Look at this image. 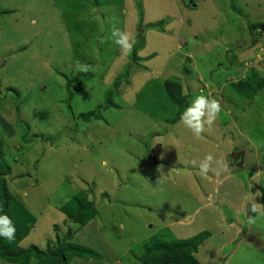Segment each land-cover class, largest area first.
Returning <instances> with one entry per match:
<instances>
[{
    "label": "rangeland",
    "instance_id": "374dc122",
    "mask_svg": "<svg viewBox=\"0 0 264 264\" xmlns=\"http://www.w3.org/2000/svg\"><path fill=\"white\" fill-rule=\"evenodd\" d=\"M252 75L264 81V0H0V172L33 216L10 251L68 242L100 256L70 264H139L151 238L206 231L200 264H264V215L250 211L264 205V87H233ZM165 80L186 108L220 101L200 139L174 121ZM208 154L227 170L201 173ZM75 197L93 216L78 230Z\"/></svg>",
    "mask_w": 264,
    "mask_h": 264
},
{
    "label": "trees",
    "instance_id": "16d2710c",
    "mask_svg": "<svg viewBox=\"0 0 264 264\" xmlns=\"http://www.w3.org/2000/svg\"><path fill=\"white\" fill-rule=\"evenodd\" d=\"M161 87L167 103L177 109L174 120L176 121L181 117L184 109L187 107L189 99L181 95V88L178 83L165 80ZM233 87L239 95L244 98H249L257 90L264 87V81L252 75L245 81L239 83V85L237 84ZM1 167L2 165L0 164ZM2 176L3 174L0 172V209H2L0 215H7L10 218L16 232L13 242H8L0 237V260L10 264H28V260L32 258L35 264H70L71 259L75 257L83 260H98L100 258L99 254L90 248L68 242H61L58 245L55 244V247L51 249L48 247V243H46L43 249H38L37 246L31 245L26 250L11 252L10 248L15 247L27 235L29 230L33 228V216L21 205L20 201L11 196ZM74 200V202L69 204V210H75L76 218L73 221L75 225H78L75 227V230H78L80 227L86 225L93 216L92 214L84 216L86 205L79 198L75 197ZM59 210L61 211V208ZM209 235V232L202 231L192 237L170 242L151 238L144 245L143 255L139 260V264H200L194 255L197 252V247ZM68 237L69 232L64 236V239L67 240Z\"/></svg>",
    "mask_w": 264,
    "mask_h": 264
},
{
    "label": "clouds",
    "instance_id": "9594fccd",
    "mask_svg": "<svg viewBox=\"0 0 264 264\" xmlns=\"http://www.w3.org/2000/svg\"><path fill=\"white\" fill-rule=\"evenodd\" d=\"M111 37L113 43L119 47L121 53L124 55H130L133 51L135 40L127 31H123L120 28L113 25L111 30ZM95 69L90 65L81 64L76 62V71L87 73L94 71ZM222 111L221 103L215 98H209L203 94L198 95L191 102V105L184 110L181 115L180 123H182L186 129H188L196 139H200L202 134L215 123L219 114ZM216 164L215 169L212 168L213 164ZM200 172L207 174L210 170H214L216 175H220L221 171L227 170V165L224 164L221 167V162L216 161L212 154H208L204 157V161L199 165ZM157 183H161L158 179ZM264 205L258 204L253 200L251 202L250 211L252 213H259L264 215ZM2 211V209H0ZM256 219L254 217L248 218L249 224H254ZM16 229L12 225L10 218L7 215H0V237L4 238L8 242L15 240Z\"/></svg>",
    "mask_w": 264,
    "mask_h": 264
},
{
    "label": "water",
    "instance_id": "95a60500",
    "mask_svg": "<svg viewBox=\"0 0 264 264\" xmlns=\"http://www.w3.org/2000/svg\"><path fill=\"white\" fill-rule=\"evenodd\" d=\"M152 164H156V163H158V162H156L155 161V159H152V162H151Z\"/></svg>",
    "mask_w": 264,
    "mask_h": 264
},
{
    "label": "crops",
    "instance_id": "0c3cea01",
    "mask_svg": "<svg viewBox=\"0 0 264 264\" xmlns=\"http://www.w3.org/2000/svg\"><path fill=\"white\" fill-rule=\"evenodd\" d=\"M197 253V252H196ZM206 264V263H205Z\"/></svg>",
    "mask_w": 264,
    "mask_h": 264
}]
</instances>
